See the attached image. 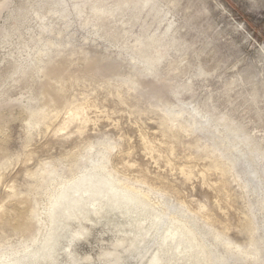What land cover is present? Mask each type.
Returning a JSON list of instances; mask_svg holds the SVG:
<instances>
[{"label": "rangeland", "instance_id": "rangeland-1", "mask_svg": "<svg viewBox=\"0 0 264 264\" xmlns=\"http://www.w3.org/2000/svg\"><path fill=\"white\" fill-rule=\"evenodd\" d=\"M90 174L42 264H264V0H0V264Z\"/></svg>", "mask_w": 264, "mask_h": 264}, {"label": "bare ground", "instance_id": "bare-ground-1", "mask_svg": "<svg viewBox=\"0 0 264 264\" xmlns=\"http://www.w3.org/2000/svg\"><path fill=\"white\" fill-rule=\"evenodd\" d=\"M101 199H104L105 203L100 201L98 204H96L97 208H94L90 215L86 214L83 216V204L86 200L92 202ZM129 207H137V202L132 195H124L121 192L113 190L110 186V182L107 180L101 181L99 177H95L93 174L82 176L78 180L72 182L67 188L62 189L57 197H55L51 202L49 212L51 220L50 232L42 243L41 248L32 254L33 260L36 262V264H42L50 263L54 259L57 251L55 247L60 242L58 240V237L60 238L61 235L60 233L58 236L60 225H68L69 223L79 220L83 217L88 218V221H91L92 217L102 220L103 217L108 216L111 213L120 211L123 208L126 211V209ZM83 234L84 233L82 231L78 233L79 236H83ZM168 239L173 242L176 237L171 235L165 240ZM178 243L181 245L182 241L178 240ZM151 264L160 263L158 259H154L151 261Z\"/></svg>", "mask_w": 264, "mask_h": 264}]
</instances>
